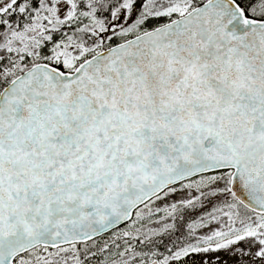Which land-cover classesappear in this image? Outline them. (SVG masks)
<instances>
[{
    "label": "snow or ice",
    "instance_id": "6c2138e0",
    "mask_svg": "<svg viewBox=\"0 0 264 264\" xmlns=\"http://www.w3.org/2000/svg\"><path fill=\"white\" fill-rule=\"evenodd\" d=\"M0 264H264V0H0Z\"/></svg>",
    "mask_w": 264,
    "mask_h": 264
}]
</instances>
